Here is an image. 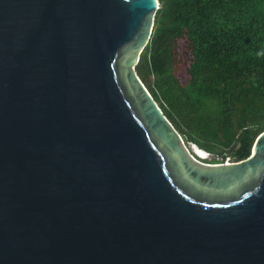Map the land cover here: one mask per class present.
Here are the masks:
<instances>
[{
  "label": "water",
  "instance_id": "water-1",
  "mask_svg": "<svg viewBox=\"0 0 264 264\" xmlns=\"http://www.w3.org/2000/svg\"><path fill=\"white\" fill-rule=\"evenodd\" d=\"M159 8L0 0V264H264V132L192 151L136 70Z\"/></svg>",
  "mask_w": 264,
  "mask_h": 264
},
{
  "label": "trees",
  "instance_id": "trees-1",
  "mask_svg": "<svg viewBox=\"0 0 264 264\" xmlns=\"http://www.w3.org/2000/svg\"><path fill=\"white\" fill-rule=\"evenodd\" d=\"M159 1L138 75L205 162L247 158L264 132V0Z\"/></svg>",
  "mask_w": 264,
  "mask_h": 264
},
{
  "label": "flooded vegetation",
  "instance_id": "flooded-vegetation-1",
  "mask_svg": "<svg viewBox=\"0 0 264 264\" xmlns=\"http://www.w3.org/2000/svg\"><path fill=\"white\" fill-rule=\"evenodd\" d=\"M191 145V144H190ZM192 149V151H193V147L191 148ZM202 161H204V160H207L208 158H207V156L205 157V158H200ZM237 159H239V158H237V156H229L228 157V160L229 161H235V160H237Z\"/></svg>",
  "mask_w": 264,
  "mask_h": 264
},
{
  "label": "rangeland",
  "instance_id": "rangeland-1",
  "mask_svg": "<svg viewBox=\"0 0 264 264\" xmlns=\"http://www.w3.org/2000/svg\"><path fill=\"white\" fill-rule=\"evenodd\" d=\"M191 145H192L191 147H194V146H193V143H191ZM212 157H213V154H210V153H209V154L207 155V158H208V159H209V158H212Z\"/></svg>",
  "mask_w": 264,
  "mask_h": 264
},
{
  "label": "bare ground",
  "instance_id": "bare-ground-1",
  "mask_svg": "<svg viewBox=\"0 0 264 264\" xmlns=\"http://www.w3.org/2000/svg\"><path fill=\"white\" fill-rule=\"evenodd\" d=\"M204 155V153H202Z\"/></svg>",
  "mask_w": 264,
  "mask_h": 264
}]
</instances>
